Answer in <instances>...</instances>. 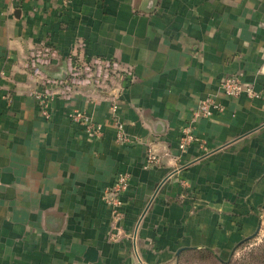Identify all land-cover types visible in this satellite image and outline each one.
Instances as JSON below:
<instances>
[{
	"label": "crops",
	"instance_id": "1",
	"mask_svg": "<svg viewBox=\"0 0 264 264\" xmlns=\"http://www.w3.org/2000/svg\"><path fill=\"white\" fill-rule=\"evenodd\" d=\"M43 45L52 77L72 53L132 70L116 117L91 87L42 117L27 63ZM230 75L260 97L226 96ZM207 97L223 111L192 122ZM119 173L131 180L115 221L103 194ZM263 218L264 0H0V264H207L198 252L230 263Z\"/></svg>",
	"mask_w": 264,
	"mask_h": 264
},
{
	"label": "built area",
	"instance_id": "2",
	"mask_svg": "<svg viewBox=\"0 0 264 264\" xmlns=\"http://www.w3.org/2000/svg\"><path fill=\"white\" fill-rule=\"evenodd\" d=\"M62 7L67 8L72 0H61ZM56 56V51L51 47L43 45L37 47L29 53L27 68L30 76L36 81L38 91L34 93L38 101L39 112L42 117H51V102L55 97L70 99L73 94L80 92L85 87H91L97 91L107 93V97L113 101L111 111L116 117L119 109V97L125 85L123 81H134V73L127 68H121L117 62L104 58L82 59L72 53L69 58L70 67L64 78H55L45 72V68L50 66ZM223 93L231 98H238L247 95L249 98H259L254 86L245 84L237 75L225 77L221 82ZM223 111L221 104L214 98L207 97L200 102L193 110V121L199 118H212ZM70 119L81 126L90 138L99 139L103 136V127L94 122L86 113L80 110H73ZM191 122V123H192ZM192 124L184 126L181 130L179 149L184 152L187 146L195 141L191 132ZM124 125L117 124V137L124 140ZM160 162L156 152H150L147 158V166L158 165ZM130 175L119 173L116 175L113 184L106 188L103 194L105 203L110 207L115 221L122 218L121 208L123 206V195L130 187Z\"/></svg>",
	"mask_w": 264,
	"mask_h": 264
},
{
	"label": "rangeland",
	"instance_id": "3",
	"mask_svg": "<svg viewBox=\"0 0 264 264\" xmlns=\"http://www.w3.org/2000/svg\"><path fill=\"white\" fill-rule=\"evenodd\" d=\"M232 261L231 264H264V218L256 235L236 249ZM205 262L218 264L213 259H207Z\"/></svg>",
	"mask_w": 264,
	"mask_h": 264
},
{
	"label": "trees",
	"instance_id": "4",
	"mask_svg": "<svg viewBox=\"0 0 264 264\" xmlns=\"http://www.w3.org/2000/svg\"><path fill=\"white\" fill-rule=\"evenodd\" d=\"M198 259H213L216 263L218 264H231L233 261H231L230 263H223L220 260L217 259V257L215 255H213L211 252H198L197 253V257Z\"/></svg>",
	"mask_w": 264,
	"mask_h": 264
},
{
	"label": "water",
	"instance_id": "5",
	"mask_svg": "<svg viewBox=\"0 0 264 264\" xmlns=\"http://www.w3.org/2000/svg\"><path fill=\"white\" fill-rule=\"evenodd\" d=\"M67 75V74H66ZM66 75L55 77V78H64Z\"/></svg>",
	"mask_w": 264,
	"mask_h": 264
}]
</instances>
